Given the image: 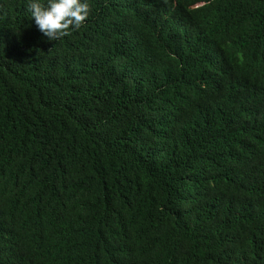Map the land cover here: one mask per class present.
Segmentation results:
<instances>
[{"label":"trees","instance_id":"1","mask_svg":"<svg viewBox=\"0 0 264 264\" xmlns=\"http://www.w3.org/2000/svg\"><path fill=\"white\" fill-rule=\"evenodd\" d=\"M87 2L0 0V264H264V0Z\"/></svg>","mask_w":264,"mask_h":264},{"label":"clouds","instance_id":"2","mask_svg":"<svg viewBox=\"0 0 264 264\" xmlns=\"http://www.w3.org/2000/svg\"><path fill=\"white\" fill-rule=\"evenodd\" d=\"M25 10L37 29L51 40L68 36L89 15L87 0H25Z\"/></svg>","mask_w":264,"mask_h":264}]
</instances>
